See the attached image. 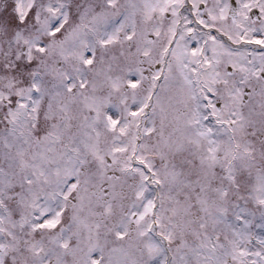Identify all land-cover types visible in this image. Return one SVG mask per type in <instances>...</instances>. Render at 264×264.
<instances>
[{"label": "snow or ice", "instance_id": "6c2138e0", "mask_svg": "<svg viewBox=\"0 0 264 264\" xmlns=\"http://www.w3.org/2000/svg\"><path fill=\"white\" fill-rule=\"evenodd\" d=\"M0 264H264V0H0Z\"/></svg>", "mask_w": 264, "mask_h": 264}]
</instances>
